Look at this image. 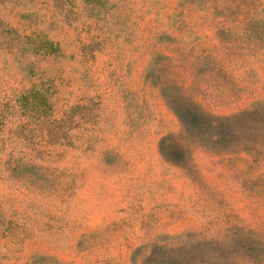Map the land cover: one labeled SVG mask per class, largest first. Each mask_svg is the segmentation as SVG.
Here are the masks:
<instances>
[{
    "label": "rangeland",
    "instance_id": "374dc122",
    "mask_svg": "<svg viewBox=\"0 0 264 264\" xmlns=\"http://www.w3.org/2000/svg\"><path fill=\"white\" fill-rule=\"evenodd\" d=\"M0 264H264V0H0Z\"/></svg>",
    "mask_w": 264,
    "mask_h": 264
}]
</instances>
